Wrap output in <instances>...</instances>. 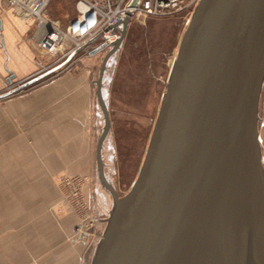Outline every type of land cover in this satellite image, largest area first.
Here are the masks:
<instances>
[{
    "label": "water",
    "instance_id": "water-1",
    "mask_svg": "<svg viewBox=\"0 0 264 264\" xmlns=\"http://www.w3.org/2000/svg\"><path fill=\"white\" fill-rule=\"evenodd\" d=\"M130 16L131 11L97 80L105 114L98 170L113 205L90 264H264V0L199 1L173 60L139 173L119 196L104 174L110 121L101 87ZM78 50L0 98L60 68Z\"/></svg>",
    "mask_w": 264,
    "mask_h": 264
},
{
    "label": "rangeland",
    "instance_id": "rangeland-1",
    "mask_svg": "<svg viewBox=\"0 0 264 264\" xmlns=\"http://www.w3.org/2000/svg\"><path fill=\"white\" fill-rule=\"evenodd\" d=\"M77 2L51 0L47 14L60 19L65 25L76 15ZM34 27L25 33L27 41ZM186 28L187 16L183 13L147 19L134 17L127 24L118 49L106 64L101 89L108 109L110 128L103 142L102 158L104 174L119 196L131 189L139 173L170 69ZM28 32L31 34L28 35ZM86 46L81 44L79 50L60 68L0 98L1 124L7 117V100L10 97L30 92L36 86H53V80L67 72H82L89 83V99L85 108L74 105L72 108L75 111L69 110L68 118L75 117L74 114H80L83 119L88 118L92 132L89 169L78 167L66 173L64 171L70 170L73 160L50 156L51 148L57 150L61 144L60 135H53L51 127L46 126L47 134L41 136L38 144L36 139L28 136L29 148L17 138V134H20L18 132L23 131L21 117H10L18 124V132L14 135L8 136L0 130V264L91 262L100 236L96 228L89 237L81 238L75 231L79 219L68 201L74 189L66 182L67 178L75 174L86 173L83 174L87 177L83 188L91 200L94 212L111 209L113 195L101 181L96 151L105 126V114L97 94V80L104 56L112 46L96 53L87 52ZM52 98L54 95L46 97L45 94L48 109L45 110L47 114L44 118L49 123L52 119L56 120L60 112L62 118H66L64 110L56 109V105L53 109V101L50 102ZM263 106L262 103L259 116L263 113ZM61 130L63 133L64 126ZM10 132L13 134L14 129L10 128ZM32 151L39 152V158H32ZM60 161L62 167L57 166ZM60 177L64 179L59 180ZM68 205L74 210L77 221L74 212L68 211Z\"/></svg>",
    "mask_w": 264,
    "mask_h": 264
},
{
    "label": "crops",
    "instance_id": "crops-1",
    "mask_svg": "<svg viewBox=\"0 0 264 264\" xmlns=\"http://www.w3.org/2000/svg\"><path fill=\"white\" fill-rule=\"evenodd\" d=\"M26 24L24 16L0 1V93L8 91V84L13 83L12 86L15 87L24 80L40 74V70L44 66L43 59L46 55L37 41L31 39L27 41L25 33L28 30L31 31V29H27ZM30 34L31 32H28V35ZM10 78L12 79L11 81H9ZM51 85L53 86H36L30 92L10 97L7 100V117H5V120L2 118L0 130L1 132L5 131L8 136L14 135L15 132H18L16 130L18 129V124L12 118L14 116L21 117L20 121L23 131L18 132L20 134H17V138L29 148L28 136L31 135L38 144L42 138L41 136L47 134L46 126H49L51 127L50 130H53V135H60L59 141H61L57 150H52L51 148L50 156L57 159L73 160L70 170L67 169L64 172L71 173L78 167H85L88 170L91 163V124L88 118L83 119L80 114H74L75 117L68 118L69 110L75 111L72 108L74 105L85 108V104L89 99L87 77L82 72H67L66 75H60L55 78ZM87 91L88 93H86ZM45 94L46 97L54 95V98L50 100V102L53 101V109L54 105H56V109L64 110L66 118H62V112L59 115L57 114L58 118L56 120L52 119L51 123L44 118L47 114L45 110L48 109V103H46L47 101L45 102ZM260 103L264 104V84ZM10 111L12 112L11 116ZM10 117L12 118L10 119ZM260 120L259 137L264 159V106ZM3 122H5V125H3ZM56 124L57 126H55ZM63 126L64 132L62 133L61 129ZM10 128L14 129L13 134H11L12 130L10 132ZM32 153V158H39V152L32 151ZM26 154L30 157L29 153ZM61 163L60 161L57 166L62 167ZM53 165L56 164L54 163ZM83 174L86 173L80 175ZM68 208V211L74 212L71 206ZM74 216H76L75 212ZM75 218L77 221V216Z\"/></svg>",
    "mask_w": 264,
    "mask_h": 264
},
{
    "label": "built area",
    "instance_id": "built-area-1",
    "mask_svg": "<svg viewBox=\"0 0 264 264\" xmlns=\"http://www.w3.org/2000/svg\"><path fill=\"white\" fill-rule=\"evenodd\" d=\"M0 1L25 17L27 29H32L35 25L29 38L37 41L46 55L43 59L44 66L40 70L44 72L64 61L81 44L87 45L85 50L89 53L103 44L111 46L120 37L123 20L129 11L130 21L134 17L147 19L183 13L187 16L188 26L200 0H137L134 6L131 5L132 0H78L76 15L65 25L60 19L47 14L51 0ZM12 85L13 83L8 84V87L11 88ZM63 179L64 177L59 178ZM67 179L66 183L74 189V194L71 193L68 201L79 219L75 231L82 238L89 237L96 228L101 236L109 210L94 212L91 200L83 188L86 175L75 174Z\"/></svg>",
    "mask_w": 264,
    "mask_h": 264
}]
</instances>
